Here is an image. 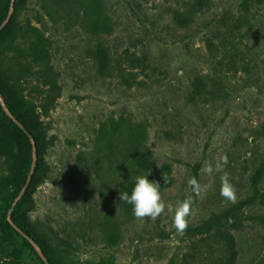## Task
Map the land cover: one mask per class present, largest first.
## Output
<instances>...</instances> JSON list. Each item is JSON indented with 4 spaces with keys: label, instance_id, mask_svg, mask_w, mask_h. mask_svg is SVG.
Returning a JSON list of instances; mask_svg holds the SVG:
<instances>
[{
    "label": "rangeland",
    "instance_id": "rangeland-1",
    "mask_svg": "<svg viewBox=\"0 0 264 264\" xmlns=\"http://www.w3.org/2000/svg\"><path fill=\"white\" fill-rule=\"evenodd\" d=\"M95 1L23 0L19 20L48 36L62 86L43 116L39 165L33 149L30 220L66 264H264V0H210L190 20L178 14L195 0ZM12 55L5 65H17ZM138 150L152 155L150 171L129 161ZM224 172L236 203L220 194ZM8 173L0 157V201L13 192ZM138 175L161 186L165 211L155 219L120 200ZM185 198L193 204L179 231L174 209ZM226 210L240 220L226 224L233 244L201 228ZM11 236L0 233V264L19 259L21 246L20 264H46L24 233Z\"/></svg>",
    "mask_w": 264,
    "mask_h": 264
},
{
    "label": "trees",
    "instance_id": "trees-1",
    "mask_svg": "<svg viewBox=\"0 0 264 264\" xmlns=\"http://www.w3.org/2000/svg\"><path fill=\"white\" fill-rule=\"evenodd\" d=\"M247 2L248 0L244 1L245 8L248 7ZM96 3L97 1L92 0V4ZM209 4L210 0H195L190 3V12H179V18L190 20L193 12ZM11 8L13 11L10 14ZM22 9L23 0H0V25L7 20L0 31V157L5 160L9 170L4 178L13 187L12 194L6 197L3 195L0 201V233L7 241L12 242L11 232L17 228L28 236L24 238V242L40 260L42 259L30 239L51 264H66L59 251L48 243L28 214L40 181L37 165L46 150L47 126L43 116H48L55 107L56 100L62 94V86L60 73L51 65L48 36L31 20L20 22ZM93 26L92 31L99 33L101 24L94 20ZM21 40L27 45L24 49L18 46ZM8 51H14L16 54L9 57V62L17 64L14 67L12 64H4V55ZM25 51L31 62L22 59V56L25 57ZM93 56L98 62L101 61V72L107 73V59L101 51L96 49ZM10 67H19L18 70L22 74L11 72ZM33 149L37 153V168L30 176ZM129 161L144 171L153 168L152 155L148 151L138 150L129 156ZM135 178L130 179L128 188L134 186ZM227 222L235 226L240 224L234 210L214 214L201 228L205 232L218 229L233 244V235L226 226ZM24 247L21 246L17 250L19 259L11 261L10 264H20Z\"/></svg>",
    "mask_w": 264,
    "mask_h": 264
},
{
    "label": "clouds",
    "instance_id": "clouds-1",
    "mask_svg": "<svg viewBox=\"0 0 264 264\" xmlns=\"http://www.w3.org/2000/svg\"><path fill=\"white\" fill-rule=\"evenodd\" d=\"M205 171H211V169L206 168ZM149 175L136 176L130 194L127 191L120 194V200L132 205L133 214L137 218L151 217L155 219L165 211V203L160 191L161 186L158 182L150 180ZM189 183L192 185L194 193L199 194L203 190V186L195 178L191 179ZM220 194L232 203H236L235 188L230 182L227 172H224L221 177ZM192 204L193 201L190 198L177 201L173 218L177 230L183 231L187 227Z\"/></svg>",
    "mask_w": 264,
    "mask_h": 264
},
{
    "label": "water",
    "instance_id": "water-1",
    "mask_svg": "<svg viewBox=\"0 0 264 264\" xmlns=\"http://www.w3.org/2000/svg\"><path fill=\"white\" fill-rule=\"evenodd\" d=\"M12 11H13V8H11V11H10V14L12 13ZM7 23V20L6 21H4L1 25H0V31L2 30V28L5 26V24ZM17 124L23 129L24 127H23V125L20 123V122H17ZM33 172H34V167H32V170H31V172H30V176L33 174ZM25 190V189H24ZM16 203V202H15ZM14 203V204H15ZM21 231V230H20ZM22 232V231H21ZM23 233V232H22ZM26 235V234H25ZM26 237H28L27 235H26ZM30 241L31 242H33V240L32 239H30ZM34 243V242H33ZM35 244V243H34ZM36 245V244H35ZM38 247V246H37ZM39 249V248H38ZM39 251H40V257L43 259V261L46 263V264H50V262H49V260L47 259V257L41 252V250L39 249Z\"/></svg>",
    "mask_w": 264,
    "mask_h": 264
}]
</instances>
